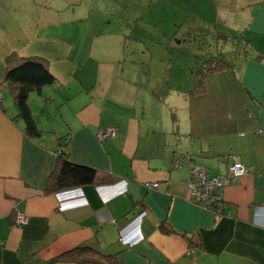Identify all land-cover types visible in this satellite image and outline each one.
<instances>
[{"label":"crops","instance_id":"obj_1","mask_svg":"<svg viewBox=\"0 0 264 264\" xmlns=\"http://www.w3.org/2000/svg\"><path fill=\"white\" fill-rule=\"evenodd\" d=\"M193 15L238 34L230 67L198 84L212 55ZM28 58L55 77L28 98L39 134L6 79ZM0 89V264H264V0H0ZM188 154L213 175L250 168L222 190L227 213L195 200ZM61 156L95 181L50 190Z\"/></svg>","mask_w":264,"mask_h":264},{"label":"trees","instance_id":"obj_2","mask_svg":"<svg viewBox=\"0 0 264 264\" xmlns=\"http://www.w3.org/2000/svg\"><path fill=\"white\" fill-rule=\"evenodd\" d=\"M210 66H207V64ZM229 63L222 55L211 56L206 59L200 69L196 71L198 74L197 84L202 82L204 73L214 70H222L229 68ZM6 79L11 82L13 97L18 106V116L22 117L26 123V130L30 134H39L40 129L36 124L31 108L29 106L28 98L32 91H40L46 84L55 82V77L51 73L48 65L42 60L23 59L21 63L8 70ZM192 90V89H191ZM196 89H193L194 92ZM61 148L58 152H61ZM61 155V154H60ZM97 175V169L91 166L75 163L69 158L60 157L57 167L53 173L50 182V190H60L78 184H85L94 182ZM120 182V181H117ZM95 250L87 244L80 245L75 249L64 254L58 255L51 259V262L66 259L71 253H82L83 251ZM108 264H127L115 255H105Z\"/></svg>","mask_w":264,"mask_h":264},{"label":"built area","instance_id":"obj_3","mask_svg":"<svg viewBox=\"0 0 264 264\" xmlns=\"http://www.w3.org/2000/svg\"><path fill=\"white\" fill-rule=\"evenodd\" d=\"M2 96V91L0 89V100L2 99ZM116 134V127L101 128L97 133L100 139L115 137ZM186 158L188 162L192 164L190 167V174L187 179V183L195 200L202 206L210 208L217 213H227L224 206L223 197L221 195L222 190L227 185L246 174L250 168L241 161H235L229 165L226 172L219 175H213L207 167L193 164L192 155L188 154ZM174 163L176 166L181 165L179 159H175ZM159 184L160 183L158 181L145 182V185L151 189L157 188ZM27 221L28 216L19 209L16 214L15 223L23 224Z\"/></svg>","mask_w":264,"mask_h":264},{"label":"rangeland","instance_id":"obj_4","mask_svg":"<svg viewBox=\"0 0 264 264\" xmlns=\"http://www.w3.org/2000/svg\"><path fill=\"white\" fill-rule=\"evenodd\" d=\"M208 10L213 13V9H211L209 6ZM213 17L211 19L200 17V19L195 15L192 16L196 31L197 33H199L195 40V44H197L195 48L196 50L200 49V51L211 54L212 56L222 55L227 62H230L231 59H233L235 56V54H233V49L235 46V44H233V41L235 39V36H238V34L236 33L237 31L234 29L235 23L231 21L229 26L219 24L218 22L214 24V22H211L213 20ZM189 44L183 46L185 48H188ZM230 46H232V48L229 50L228 48H230Z\"/></svg>","mask_w":264,"mask_h":264},{"label":"water","instance_id":"obj_5","mask_svg":"<svg viewBox=\"0 0 264 264\" xmlns=\"http://www.w3.org/2000/svg\"><path fill=\"white\" fill-rule=\"evenodd\" d=\"M141 184L137 181H130L128 184V192L134 195L135 200H140L142 195L140 193ZM86 263H96V264H107L106 261L95 258V257H82L78 260L76 264H86Z\"/></svg>","mask_w":264,"mask_h":264}]
</instances>
